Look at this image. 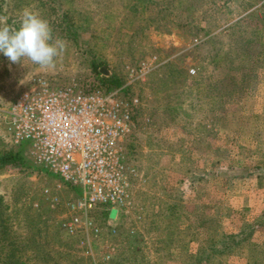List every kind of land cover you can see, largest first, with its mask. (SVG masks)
I'll return each instance as SVG.
<instances>
[{"label":"rangeland","instance_id":"rangeland-1","mask_svg":"<svg viewBox=\"0 0 264 264\" xmlns=\"http://www.w3.org/2000/svg\"><path fill=\"white\" fill-rule=\"evenodd\" d=\"M25 7L47 20L65 49L48 68L0 54V154L20 151L24 160L0 164V264H104L107 256L105 264H264L251 251L246 260L213 255L208 244L220 223L228 232L242 223L244 255L252 236H264V189L253 179L243 189L239 180L264 176L257 161L264 154V0H0V18L18 26ZM153 55L162 65L131 92L141 102L127 147L137 169L135 206L113 222L91 214L101 231L86 253V243L59 227L71 192L56 190L48 169L33 163L30 140L12 142L4 117L34 76L57 88L104 89L101 76L123 79L124 64ZM218 141L239 148L220 151ZM215 154L223 164L215 165ZM238 155L248 163L232 172L227 164ZM46 187L58 204L45 199ZM200 256L209 258L199 263Z\"/></svg>","mask_w":264,"mask_h":264},{"label":"built area","instance_id":"built-area-1","mask_svg":"<svg viewBox=\"0 0 264 264\" xmlns=\"http://www.w3.org/2000/svg\"><path fill=\"white\" fill-rule=\"evenodd\" d=\"M161 65L155 55L137 64L126 63L122 83L109 90L85 88L77 82L57 88L37 75L13 100L4 117L12 142L30 140L33 163L48 169L56 180V190L71 192L59 227L86 243V253L91 238L101 231L91 214L104 212L112 221L135 206L137 169L124 143L134 131V115L141 102L140 96L131 92ZM43 196L51 205L59 203L51 188H44ZM110 230L115 232L116 228L111 226ZM106 258L108 262L109 256Z\"/></svg>","mask_w":264,"mask_h":264},{"label":"clouds","instance_id":"clouds-1","mask_svg":"<svg viewBox=\"0 0 264 264\" xmlns=\"http://www.w3.org/2000/svg\"><path fill=\"white\" fill-rule=\"evenodd\" d=\"M64 49L62 40H53L47 20L31 8L21 11L18 26H10L0 18V54L12 63L27 58L42 68L52 67Z\"/></svg>","mask_w":264,"mask_h":264},{"label":"crops","instance_id":"crops-1","mask_svg":"<svg viewBox=\"0 0 264 264\" xmlns=\"http://www.w3.org/2000/svg\"><path fill=\"white\" fill-rule=\"evenodd\" d=\"M260 96L263 97L262 99H264V88H263V92H261V95ZM262 114H264V111L262 112ZM234 115H236V113ZM217 139H218V137L216 138V140ZM218 140H220V139H218ZM219 143L220 142L218 141V147L220 148V151L224 150L226 148L225 146H227V145L228 146L229 145H232V148H234V147L235 148H239V147L236 146L235 143H232L230 141H227V143L226 144H223L222 146H220ZM262 146H263V144H262ZM230 149L231 148H229V150ZM230 152H231V150H230ZM233 156H236V154L234 153ZM222 159H223V157H221L218 154H215V165H221V164H223V162H220V161H222ZM257 159H258L257 161L261 165H264V154L261 153ZM245 160H248V159H247V157H245L243 155V156L237 157V159L234 162H230L229 161V164H227L229 170L232 171V172H234V169H237V165L238 164L245 165L246 162L248 163V161H245ZM238 167H240V166L238 165ZM262 171H263V174H264V168H263ZM252 179L255 180V182L257 183V188L260 187V190H263L264 189V176H262V175H260V176L259 175L258 176H252V175H248V174H245V175L239 177V180H242V182H243V187L242 188L244 189L245 188V185L247 184V182H249ZM262 194L263 195H262V198L260 199V201H261L260 202V206H261L262 209H264V192ZM245 205H246V203H245ZM225 225L223 226V223L222 224L220 223V226H221V228H219L220 231H221L220 234H237V233H240L242 231V229H243V226L241 227V225H242V223H241V225L240 226H236L233 231L228 232L226 230V226ZM228 225H230V224H228ZM253 230H255V229L253 228ZM253 230H252V232H253ZM252 237L250 238V240H248V242H246L247 245L249 244L248 246H250V247H249V249L247 248V250L245 252V255L242 253V251L240 249V248H242V246L240 247L241 242H242L240 238L239 239H236V241H238V242H236V241L233 240L234 243H235V246H236L235 248L236 249L233 247L232 251H228L227 252L228 255L232 253L233 254L232 255L233 258H240V259L246 260L247 259L248 251H251V253H253L254 255H256V257L259 258L258 261H262V259H264V236L262 237L261 240H258L256 238H254V237L252 238ZM217 240L218 239H215V238L212 239L213 244H215V242H217ZM233 241H230V243H232ZM184 243L186 245H190V244L194 243V241L193 240H184ZM234 250H235V252H233ZM236 252H238V253H236ZM224 253H226V252H224ZM212 254L215 255V253H212Z\"/></svg>","mask_w":264,"mask_h":264},{"label":"trees","instance_id":"trees-1","mask_svg":"<svg viewBox=\"0 0 264 264\" xmlns=\"http://www.w3.org/2000/svg\"><path fill=\"white\" fill-rule=\"evenodd\" d=\"M97 74H100L98 68L95 69ZM101 75V74H100ZM103 82H109L106 83L104 90H109L111 88H115L117 86H119L122 83L121 78H118L117 76H101ZM135 123V122H134ZM130 140V138L128 139V141ZM128 141H127V147H128ZM16 163H24V160L22 159L21 155H20V151L19 152H4L3 154H0V164H16ZM29 163V162H27ZM29 164H27L28 166ZM215 237H211L208 240V244H209V248L212 251V253H224V252H228V251H232L233 247L235 248V243L234 241H236V239L240 238V234H220V236L218 237L217 242H215V244H213L212 239H214ZM234 240V241H233ZM230 241H233L232 243H230ZM238 242V241H236ZM218 245V249L217 248ZM209 258V257H208ZM205 258L203 256H200L198 259V262L200 263L201 261H203L204 259H208Z\"/></svg>","mask_w":264,"mask_h":264},{"label":"water","instance_id":"water-1","mask_svg":"<svg viewBox=\"0 0 264 264\" xmlns=\"http://www.w3.org/2000/svg\"><path fill=\"white\" fill-rule=\"evenodd\" d=\"M99 70H100V72H101L102 74H104V75L107 76V73H108L107 68H105L104 66H101Z\"/></svg>","mask_w":264,"mask_h":264}]
</instances>
